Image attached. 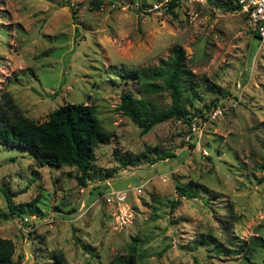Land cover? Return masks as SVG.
<instances>
[{"label": "rangeland", "instance_id": "374dc122", "mask_svg": "<svg viewBox=\"0 0 264 264\" xmlns=\"http://www.w3.org/2000/svg\"><path fill=\"white\" fill-rule=\"evenodd\" d=\"M154 1L0 0V94L34 121L89 103L113 133L93 147L85 185L74 166L0 143V210L3 188L14 211L0 237L13 241L12 264H54V253L79 264H130L129 253L132 264H264V39L223 7L235 0L144 8ZM177 44L197 93L180 109L200 130L170 117L140 133L116 109L123 88L141 94L125 71ZM152 99L154 110L170 102L164 90ZM113 191L123 198L107 200Z\"/></svg>", "mask_w": 264, "mask_h": 264}, {"label": "trees", "instance_id": "16d2710c", "mask_svg": "<svg viewBox=\"0 0 264 264\" xmlns=\"http://www.w3.org/2000/svg\"><path fill=\"white\" fill-rule=\"evenodd\" d=\"M177 2L178 0H167L165 10L171 11ZM100 3L101 0H89L90 8H96ZM223 7L238 10L236 3L225 4ZM252 34L257 37L255 32ZM183 54L180 45H173L167 59H160L158 64L126 69V74L138 82L141 94L134 95L131 88H123L116 109L127 115L138 126L140 133L170 117H181L189 124L191 116L195 114L186 115L180 109L182 103L197 94L193 86V73L185 68ZM161 90L167 92L169 105L164 109L154 110L155 101L152 94ZM210 104L215 105V100ZM197 116L204 115L199 113ZM112 135L113 133L100 123L89 103L64 102L51 109L45 119L34 121L19 112L9 92L0 94V143L25 148L40 164L74 166L78 171L76 180L82 185L87 183L91 174L89 169L92 168L90 161L93 147L108 140ZM168 154L170 153L167 150H162L156 153V157L161 158ZM120 161L125 163L122 159ZM259 181H264V175L260 176ZM175 188L180 195L195 194V191H189L180 184H175ZM1 190L7 202V209L0 210V219H4L14 211L10 206L9 195L3 188ZM13 251V241L0 237V264H12ZM52 258L54 264H79L66 261L61 253H54ZM128 261L132 264L131 253L128 255ZM105 264H116V261L110 260Z\"/></svg>", "mask_w": 264, "mask_h": 264}, {"label": "built area", "instance_id": "2783aa9c", "mask_svg": "<svg viewBox=\"0 0 264 264\" xmlns=\"http://www.w3.org/2000/svg\"><path fill=\"white\" fill-rule=\"evenodd\" d=\"M166 1L167 0L154 1L144 8L162 12L166 9ZM235 3L238 5V11L245 17L249 30L255 32L258 39H264V0H235ZM217 110L219 111V109ZM189 126L190 132L197 135L200 130L198 121L190 120ZM111 197L121 200L123 198V193L113 191L111 196H107L106 199L110 200Z\"/></svg>", "mask_w": 264, "mask_h": 264}]
</instances>
